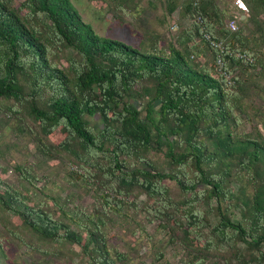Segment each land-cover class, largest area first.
I'll use <instances>...</instances> for the list:
<instances>
[{"label":"trees","instance_id":"1","mask_svg":"<svg viewBox=\"0 0 264 264\" xmlns=\"http://www.w3.org/2000/svg\"><path fill=\"white\" fill-rule=\"evenodd\" d=\"M94 1L126 24L123 0ZM237 1L248 17L236 32L216 0H186L188 29L167 49L143 32L151 45L140 52L98 35L70 0H0V115L17 121L43 165L74 169L60 198L36 186L56 175L15 165L39 201L0 176V224L10 236L47 259L126 264L106 226L142 206L179 264H264V115L251 114L250 102L264 92V0ZM166 8L173 15L177 0ZM199 17L223 54L202 39ZM96 115L98 131L88 122ZM83 195L96 202L91 212L75 202ZM3 245L0 264H16ZM153 250V264L165 258Z\"/></svg>","mask_w":264,"mask_h":264},{"label":"rangeland","instance_id":"2","mask_svg":"<svg viewBox=\"0 0 264 264\" xmlns=\"http://www.w3.org/2000/svg\"><path fill=\"white\" fill-rule=\"evenodd\" d=\"M70 1L83 20L90 24L98 35L123 42L140 52H145L151 45L147 36L144 41L140 37L143 32L159 36L162 40L161 46L167 49L168 45L174 44L177 36L188 29L191 23L189 19H183L181 16L182 4L186 0H177L178 9L173 15H169L167 12L166 0H123L124 9L127 13L126 24L124 25L116 21L112 11L108 10L107 5L102 1ZM238 2L240 1L216 0V4L225 15L232 17V19L236 17L238 27H241L244 21L241 16L247 18L248 14L242 6L236 4ZM250 31L251 26L245 30L246 33ZM204 55V59L208 58L207 51H204ZM257 82L261 89L264 88V74L257 79ZM253 96L250 101L252 102L251 114L257 111L264 115V92L261 94V99ZM88 122L94 131L103 127L102 121L97 115L88 117ZM16 125L17 121L14 119L3 114L0 115V176L7 184L18 190L26 188L30 195H34L35 201H39L44 199L43 194L36 192L35 189L22 182L14 169L15 165H22L27 169L33 165H38L34 168L39 176L56 175L55 179L58 181L54 185L47 183L44 189V183L36 184V186L47 195L63 198L68 190L67 185H69L66 174L74 169L71 165L56 161H51L48 166L43 165L40 157L34 153L32 144H29L28 137L15 131ZM259 128L264 131V122H259ZM242 129L248 131L246 126ZM167 185L174 189L173 183L167 182ZM75 202L83 207L86 212H91L94 209V204H96L90 195H83L82 199H77ZM126 213L127 216H112L111 221L106 226L109 245L127 256L126 264H153L154 247L160 248L165 255L162 261L155 264H166V261L168 264H179V256L176 251L166 246L167 235L165 231L158 228V221L153 220V217L143 212L142 206L138 209L127 208ZM55 217L58 215L55 214ZM0 238L4 243L3 246L8 258L16 264L43 263V261H47L46 264H80L76 256L71 260V254H67L65 257H49V259L39 254H33L26 246L10 236L1 224ZM71 248L79 255L77 247Z\"/></svg>","mask_w":264,"mask_h":264},{"label":"built area","instance_id":"3","mask_svg":"<svg viewBox=\"0 0 264 264\" xmlns=\"http://www.w3.org/2000/svg\"><path fill=\"white\" fill-rule=\"evenodd\" d=\"M236 4L239 6H242V8L245 9L241 2H238ZM197 23L200 26V33H201V36H202V39L204 40V42L207 43L211 48L216 50L219 54H223L226 51V48L224 47L223 43L219 42V41H215L210 37V35L205 31L203 20L200 17L197 18ZM228 28L232 32H236L238 30V23L236 21V17H234L230 21ZM236 56H238L240 59H244V60H248V61L250 60L244 54L237 53ZM217 64L219 66V69H221L222 68V62L220 59H218ZM224 76H225V78L228 79L227 74H224ZM228 83L232 84V82L230 80L228 81Z\"/></svg>","mask_w":264,"mask_h":264},{"label":"crops","instance_id":"4","mask_svg":"<svg viewBox=\"0 0 264 264\" xmlns=\"http://www.w3.org/2000/svg\"><path fill=\"white\" fill-rule=\"evenodd\" d=\"M241 18H243L244 20L246 19V17H245V16H241Z\"/></svg>","mask_w":264,"mask_h":264}]
</instances>
